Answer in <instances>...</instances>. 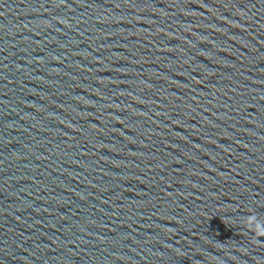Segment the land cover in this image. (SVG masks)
<instances>
[{"label": "water", "instance_id": "95a60500", "mask_svg": "<svg viewBox=\"0 0 264 264\" xmlns=\"http://www.w3.org/2000/svg\"><path fill=\"white\" fill-rule=\"evenodd\" d=\"M0 264H264V0H0Z\"/></svg>", "mask_w": 264, "mask_h": 264}]
</instances>
